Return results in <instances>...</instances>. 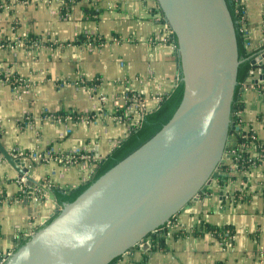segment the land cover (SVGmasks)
I'll return each mask as SVG.
<instances>
[{"label":"crops","instance_id":"1","mask_svg":"<svg viewBox=\"0 0 264 264\" xmlns=\"http://www.w3.org/2000/svg\"><path fill=\"white\" fill-rule=\"evenodd\" d=\"M2 1L0 42L9 45L0 48L1 143L12 154L24 153L32 178L53 194L72 191L128 137L131 95L148 114L172 93L180 78L176 50L164 41L155 0H80L71 7L64 0ZM242 1L245 39L255 52L264 45V0ZM29 38L37 43L28 46ZM16 39L24 43L14 46ZM262 73L264 59L240 105L242 129L264 142ZM13 78L23 84L14 87ZM232 141L235 147V134ZM69 156L77 162H57ZM232 165L226 162L210 199L175 216L115 264H264V166ZM18 181L0 157V259L61 207L28 181L29 194L22 192Z\"/></svg>","mask_w":264,"mask_h":264},{"label":"water","instance_id":"2","mask_svg":"<svg viewBox=\"0 0 264 264\" xmlns=\"http://www.w3.org/2000/svg\"><path fill=\"white\" fill-rule=\"evenodd\" d=\"M156 3L176 40L183 89L179 106L158 133L73 202L57 206L54 217L0 264H111L175 216L211 198L234 130L241 63L235 25L226 0ZM263 59L255 57L250 64L260 69ZM0 157L17 178L56 203L51 188L32 178L21 158L2 145L1 135Z\"/></svg>","mask_w":264,"mask_h":264},{"label":"trees","instance_id":"3","mask_svg":"<svg viewBox=\"0 0 264 264\" xmlns=\"http://www.w3.org/2000/svg\"><path fill=\"white\" fill-rule=\"evenodd\" d=\"M64 1L68 5V7H71L72 2L73 4H75L80 0H64ZM226 3L235 25L237 45H238V56H239V61L241 62L238 68L237 86L235 89L234 100L232 104V109H233L232 122H233L234 119L236 118L235 113L241 111L242 109V106L240 105L241 84L245 83V81L250 77L251 72H253L256 69L250 64V62L255 58L254 57L255 53H260L264 50V45L258 48L255 52L248 50V48L245 45L243 34L240 31L242 7H236V3L233 0H226ZM158 12L160 17L163 19V15L159 7H158ZM164 23L166 22L164 21ZM173 42L176 45V40L174 36H173ZM26 43L30 45L37 43V41L33 38H29L26 40ZM14 80L15 79L13 78L9 81L13 82ZM182 92H183L182 84L178 82L177 86L174 88L172 93L168 97L162 99L158 109H156L151 113L145 114L139 126L133 127L128 137L118 147H116L106 159L96 164L94 175L92 176L91 180L88 183L81 185L72 191L53 189L57 203L62 207L65 204L73 202L94 181H96L104 173H106L108 170H110L120 161L125 159L131 153L136 151L148 140H150L156 133H158L161 130V128L171 119L172 115L179 106L182 98ZM62 116L63 115H59V116H55L54 118L61 119ZM231 134L234 133L232 132ZM237 142L238 143L242 142V140L238 138ZM209 230L217 232V230L214 228H210ZM26 240L22 241V243L17 248L22 246L26 242ZM119 259L120 258L116 259L111 264H115Z\"/></svg>","mask_w":264,"mask_h":264},{"label":"built area","instance_id":"4","mask_svg":"<svg viewBox=\"0 0 264 264\" xmlns=\"http://www.w3.org/2000/svg\"><path fill=\"white\" fill-rule=\"evenodd\" d=\"M236 3V7H242V13H241V33L243 34L245 45L247 48H249V44L247 43L245 36L246 29L244 28V19H245V9L242 5V0H233ZM73 3V2H72ZM7 7L6 4L0 0V9ZM67 9V8H66ZM165 25V32H164V41L168 42L173 49L176 50V45L173 42V32L168 26L167 23H164ZM264 41H262L263 43ZM15 45H22L24 41L22 39H16L14 42ZM26 44V43H25ZM28 44V43H27ZM9 45V44H8ZM5 44V42H0V48H5L8 46ZM28 46H32L31 44ZM8 78L3 79V82H7ZM249 78L245 81V83L241 84V92L246 89V85H249ZM14 87H17L18 85L23 84L19 79H15L13 82H11ZM129 101L131 102V111L134 115L132 118V125L133 127H138L141 120L143 119V116L145 115V108L142 106L141 100L139 96L131 95L129 97ZM236 118L232 122V127L234 130L232 132L235 134V143L236 146L233 147L232 143V135H231V141L229 145V149L227 152V161L231 162L233 164L232 166L235 169H252L256 165H263L264 166V142L260 141L256 135H254L252 132H245L242 127V112L238 111L235 113ZM53 119H55L53 117ZM238 138L242 140V142H237ZM255 153V154H254ZM24 153L22 152H14L13 156L17 158L24 157ZM80 157V156H78ZM80 160V159H79ZM57 162L63 163V164H71L77 162L76 156H69V157H59L57 158ZM19 184L21 186L20 190L26 194H29V190L25 188L26 180L23 178L19 179ZM31 236V235H30ZM28 236L27 239L30 237ZM11 253L7 254L10 255ZM3 261V260H2Z\"/></svg>","mask_w":264,"mask_h":264},{"label":"rangeland","instance_id":"5","mask_svg":"<svg viewBox=\"0 0 264 264\" xmlns=\"http://www.w3.org/2000/svg\"><path fill=\"white\" fill-rule=\"evenodd\" d=\"M95 1L94 0H92V2H91V4H93ZM17 153V152H16Z\"/></svg>","mask_w":264,"mask_h":264}]
</instances>
